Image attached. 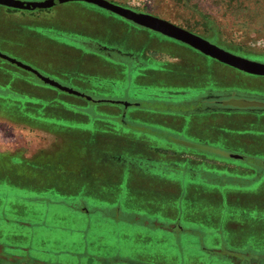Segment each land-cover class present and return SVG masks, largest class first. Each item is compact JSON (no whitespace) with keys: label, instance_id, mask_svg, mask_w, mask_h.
Listing matches in <instances>:
<instances>
[{"label":"rangeland","instance_id":"rangeland-1","mask_svg":"<svg viewBox=\"0 0 264 264\" xmlns=\"http://www.w3.org/2000/svg\"><path fill=\"white\" fill-rule=\"evenodd\" d=\"M21 1L40 3L47 0ZM110 1L173 22L233 54L264 63V0ZM108 12L86 2H57L50 9L32 11L0 5L1 53L96 100L143 102L142 109H130L127 119H122L128 126H118L122 140L110 142L103 139L102 131L104 124H112L99 117L107 116L108 110L118 111L122 107L88 103L0 58V98L5 99L8 106H16L12 100L23 96L18 102L19 113L22 116L36 113V122L46 124L51 130H61L58 120H71L73 130L82 133L91 149L90 156L84 158L86 162L123 171L122 180H112V187L102 183L104 173L79 174L70 184H61L47 174L41 175L40 179H47L51 186L58 182L53 194L84 191L87 203L98 200L102 209L92 210L86 202L75 208L72 203L44 200L32 207L11 206L10 209L0 203V254L15 260L11 253L16 251L8 249L12 245L27 248L24 254L16 253L17 257H25L26 264H264V223L256 217L243 216L234 226L233 220L241 213V208L233 202L216 205L198 202L190 193L172 201L162 196L167 201L162 202L160 210L176 207L180 211L181 220L175 231L164 229L156 220L147 221L126 212L123 207L139 205L155 196L142 194L132 186V176L127 172L128 164L135 157L107 151L131 150L123 141L133 143L140 137L147 138L154 147L178 150L169 137L264 161V112H258V108L231 112L236 107L220 103L232 99L264 102V77L230 67L188 45L135 27ZM93 26L99 31L94 32L101 40L139 52L138 58L143 63L138 66L131 56L114 53L122 64H109L112 62L108 61V53L101 42L94 48L102 54H93L67 40L70 35L92 31ZM150 66L153 70L147 69ZM99 78L107 79L109 84L100 82ZM199 89L206 90L205 96H214L216 104H205L195 98L174 103L189 91L194 94ZM164 94H167L165 98L161 97ZM167 99H172L173 103ZM80 106L89 107L88 116L78 112ZM147 110L160 113H144ZM193 111L213 114H187ZM149 119L161 128L151 126ZM27 121L0 107V154H21L32 160L55 154L66 143L69 133L35 128L27 125ZM112 123L117 125L118 122L113 120ZM179 126L185 129L184 134L169 133ZM186 156L197 159L190 154ZM260 187L262 183L255 188ZM36 188L35 185L20 186L18 178L14 183L8 178L0 180V196L11 192H35ZM17 215L24 219L12 218ZM194 215H200V224H191ZM215 230L221 235H211ZM225 235L226 240L231 236L237 244L233 249L225 247L224 252L216 255L203 248L208 242L216 241L230 247V243L223 240ZM250 241L251 244H247ZM0 264L12 263L0 261ZM14 264H21V261Z\"/></svg>","mask_w":264,"mask_h":264},{"label":"trees","instance_id":"trees-1","mask_svg":"<svg viewBox=\"0 0 264 264\" xmlns=\"http://www.w3.org/2000/svg\"><path fill=\"white\" fill-rule=\"evenodd\" d=\"M114 16L119 17L117 15ZM121 19H123L124 22H127L126 19ZM128 23L131 22L128 21ZM132 25H134L135 27L137 26L133 23ZM93 36L94 39L97 38L101 40L99 36ZM80 39L82 38L75 37V40L73 41ZM103 41L104 40H101L100 42L103 44L111 43L110 41L106 43H104ZM116 45L117 44H115V46ZM86 51L88 52V50ZM131 53L132 55L128 56H131L132 59L135 61L136 65L140 66L143 63L141 59L138 60L137 58H134L140 55H137L139 52L132 50ZM145 55L146 57H150L149 54L145 53ZM105 60L107 63V59ZM109 60H111L112 62L109 64H122L121 60H119L118 58L116 59L114 53L112 55V59L108 58V61ZM161 62L167 67H170L169 63L167 64L166 62ZM147 69L153 70L152 66L147 67ZM99 79L100 82L102 80L103 83L109 84L107 79ZM0 88L2 87L0 86ZM173 90L177 91L176 89ZM205 91L206 90L204 89H199V91L194 94L189 91L187 95L184 93V97L174 103H182L190 99H201V102H205L207 101L208 97L212 99V97H210L211 95L205 96ZM170 93L173 94L174 92L170 91ZM199 94L201 96H199ZM166 95L164 94L161 97L165 98ZM20 97L23 96H18L12 100L16 105L13 107L8 106L6 103L7 101L5 99L0 98V107L6 112H12L15 115H18L28 120L27 122L29 123L26 124L29 126H33L35 128L47 130L50 132H62L69 134L66 137V143L63 144V146L59 148L55 154L48 155L43 158L27 160L21 154H0V180H3V178H8L12 181V183H14L16 181V178H18L20 186L26 187V185H35L37 187V191L35 192H11L6 196L2 195L0 196V203L4 204V208L10 209L11 206L32 207L35 205V203H41L44 200H49V202L55 203H72L71 205L75 208H78L81 202H86L90 209L101 210V204H99L101 202H97L98 200L96 201L95 199H92V202L87 203V194L84 191L53 194L54 185L56 188V184H58V182L61 184H70L73 181H76V175L79 174L104 173L103 175H105V179L104 181H102V183L107 187H112V180H122L123 171L111 166L105 167L93 165L91 163L86 162L84 158H88L90 156L91 149L88 143L84 140L85 137L82 135V133L80 131L77 132L73 130V127L71 126V120H58L62 127L60 128L61 130H51L46 124L36 122V119H38L36 113H28V116H22L19 113L20 107H18V102L21 99ZM83 99H85L88 103L91 104H116L122 107V109L118 111L108 110L107 116L102 115L101 117H99L100 120H104L112 124V126H110L107 123H103L105 128L102 131L103 139L110 142L122 140L121 136L117 131V128L118 126H128V123H125L122 120L123 118L125 120L127 119L128 111L134 108L142 109L143 106V102L139 100H120L122 102H127L130 104L129 107H126L124 104L118 103L117 101L119 100H96L94 98H92V100H88L86 98ZM167 102L173 103L172 99H167ZM89 110L90 109L88 106L78 107V112L83 113L87 116L90 113ZM150 112L160 113L157 110H147L144 113ZM204 113L205 111H193L192 113L187 112L189 116ZM179 114L180 113H178L177 115ZM170 115H173L172 117L175 116L174 114ZM96 117L98 116L96 115ZM176 117L178 116H175V118ZM111 120L118 122L117 125L112 123ZM46 121H48V119ZM148 121L151 126L161 128V126H156V124L158 123H155L154 120L149 119ZM186 122L188 121L186 120ZM182 127L183 126H179L178 129L170 130L169 133L171 135L184 134L185 129L182 130ZM168 139H170V141L175 144L178 150L174 149L173 147L172 148L174 150L156 146L154 147L152 146L151 141L147 140V138L145 137H143L142 139L140 137V139H137L138 141L133 143H127L124 140V146L132 148L131 150L119 149L118 152H114L112 151V149L107 150L109 154L124 155L125 157H128L127 155H132L133 157H135V159L132 160L133 162L131 164H128V166H130V169L127 172L130 174V176H132V186H135L137 191L141 192L142 194L155 196V198L146 200L145 202H142L139 205H128L127 207L122 206L126 210V212L136 214L137 216L145 218L147 221L156 220L155 222L157 224H160V226L164 229L168 231H175L177 229V227H175L176 224L179 223V220H181L179 213L180 211L176 207H172V209L168 210H160L162 202L167 201L163 197L168 198V201H172L175 199V197L179 198L182 197L184 194L190 193V196L198 202L211 203L213 205L220 203L223 204L225 201L235 203L238 207L241 208V213L234 218V226H236V223H238L241 220V217L243 216H246L248 218L256 217L257 219H261V222L264 223V171L262 170L264 169L263 166L246 160L231 158L222 153L211 151L209 149H202L196 147L207 146L199 145L177 138L171 139L168 137ZM207 148L220 150L212 147ZM220 151L230 154L223 150ZM188 154H190L191 156H195L197 159H193L191 157L186 156ZM254 167H260L261 169H255ZM45 174H47L49 178H56L58 182H56V184L54 183L53 186H51L52 184L48 183L47 179V181L40 179V176H44ZM260 183H262V187L256 189L255 187ZM252 186H254L255 190L249 189ZM65 188L71 189L68 186H65ZM160 199L163 200L160 201ZM5 200L7 201L6 205ZM88 207L85 206L87 211L89 210ZM89 214L92 215L91 210H89ZM12 218L24 219V217L18 215ZM191 220V224L196 225L202 222V220L200 219V215H194ZM182 230L184 231V228H182ZM142 233H145V231H142ZM234 233L235 232H233V234ZM211 235L219 236L221 235V232L215 230L211 232ZM226 235L224 237H221H223L224 241L230 243V247L226 244L218 243V241H216L213 244H211V242H208V245H204L203 248H207V250L210 249L211 251L215 252L216 255L220 254V252H224L223 248L225 247L227 249H233V245L236 246L237 244L233 240H231V236H227L229 241L226 240ZM247 244H251V241ZM8 249L16 251L14 253H11V256H13L15 260L11 261L9 259H6L5 256L1 254V256H3L6 261H9L10 263L12 262V264L17 261H21V264H26L27 260L23 259L25 257H17L16 253H18L17 251H21L22 254H24L23 252H26L27 248L9 245ZM212 260L214 259H210V261Z\"/></svg>","mask_w":264,"mask_h":264},{"label":"water","instance_id":"water-1","mask_svg":"<svg viewBox=\"0 0 264 264\" xmlns=\"http://www.w3.org/2000/svg\"><path fill=\"white\" fill-rule=\"evenodd\" d=\"M57 2L61 4L68 3V2H86L92 5H96L130 22H133L140 27L152 30L154 32L164 35L165 37L171 38L185 45H188L191 48L206 55L207 57H210L223 64H226L230 67H233L235 69H238L250 75L264 77V63L252 61L245 57L233 54L225 50L224 48L214 44L213 42L207 40L206 38L196 33H193L192 31L187 30L181 26H178L174 24L173 22L162 19L152 14L137 12L135 10L124 7L120 4L114 3L110 0H47V1L40 2V3L26 2V1H21V0H0V5L11 8V9H15V10L32 11L36 9H49L55 6ZM0 58L18 66L21 69H24L26 71L33 73L45 84L55 87L62 92L75 95L78 97H83L88 100H92L91 97L85 94H82L80 92H77L71 88L65 87L59 82L42 75L38 70L34 69L33 67L25 65L24 63L18 60H15L1 52H0ZM117 102L124 104L126 107H129L130 105L127 102H122V101H117ZM221 103L222 105L226 107L229 106V107H236V108H243V109L264 107V103L261 101L232 99V100L222 101ZM196 147H199L202 149H209L211 151L222 153L231 158L246 160V161H249V162H252V163H255V164H258L264 167V161L262 160H256V159H252V158H248V157L240 156L236 154H227L220 150H215V149H211L207 147H201V146H196Z\"/></svg>","mask_w":264,"mask_h":264},{"label":"crops","instance_id":"crops-1","mask_svg":"<svg viewBox=\"0 0 264 264\" xmlns=\"http://www.w3.org/2000/svg\"><path fill=\"white\" fill-rule=\"evenodd\" d=\"M68 3H72V2H68ZM64 4V3H63ZM89 4V3H88ZM91 5V4H90ZM50 9V8H49ZM109 14L112 15L111 12H108ZM99 18H106V17H103V16H100L98 15ZM108 18H111L112 20H115L114 18H112L111 16H109ZM122 22V21H121ZM92 31H88V32H84V33H77V34H74V35H70L67 40L69 41L70 44H73L74 46H76L77 48L79 49H82V50H88L89 52L91 53H95V54H102L100 52H98L96 50V48H94L95 46H97L101 40L99 39H94L93 35H96L97 33L95 32H99L94 26H93V29H90ZM95 31V32H94ZM75 37H81L82 39L80 40H76V41H73L75 40ZM167 38V37H166ZM104 43H106V41H103ZM115 42H111L110 44L107 43V44H103L101 43V46L103 47V49L106 50V52L108 53V55H106L108 58L110 57L112 59V55L113 53L115 54H123V55H132V50L131 49H126V47H122L121 45H116L115 46ZM94 48V49H93ZM98 52V53H97ZM139 55V53L137 54ZM105 56V57H106ZM134 58H137L138 60H140L138 57H134ZM209 100H211L209 97L207 99V101H205L204 103L205 104H209ZM207 102V103H206ZM221 103V102H220ZM237 109H240V108H237ZM237 109H231L230 111L231 112H234V111H244L243 108H241L240 110H237ZM245 109H248V108H245ZM259 109V108H258ZM260 111L258 112H264V109H259ZM247 111V110H246ZM204 112V111H203ZM207 114H213L212 112H205ZM225 113V112H224ZM253 113H256V112H253Z\"/></svg>","mask_w":264,"mask_h":264},{"label":"flooded vegetation","instance_id":"flooded-vegetation-1","mask_svg":"<svg viewBox=\"0 0 264 264\" xmlns=\"http://www.w3.org/2000/svg\"><path fill=\"white\" fill-rule=\"evenodd\" d=\"M92 5V4H91ZM93 6H96V5H93ZM96 7H98V6H96ZM100 8V7H99ZM102 9V8H101ZM112 14H114V13H112ZM114 15H116V14H114ZM118 16V15H117ZM120 17V16H119ZM120 18H122V17H120ZM128 21V20H127ZM130 22V21H129ZM131 23H133V22H131ZM133 24H135V23H133ZM136 25V24H135ZM138 26V25H137ZM199 52V51H198ZM210 58V57H209ZM211 97V96H210ZM264 103V102H263ZM209 104H216V101H215V99H214V96H212V99L211 100H209ZM237 109V108H236ZM259 109H264V107H259ZM0 261H6V259L3 257V256H1V254H0ZM9 262V261H8ZM12 263V262H11Z\"/></svg>","mask_w":264,"mask_h":264}]
</instances>
